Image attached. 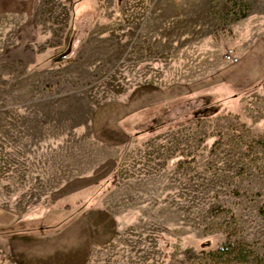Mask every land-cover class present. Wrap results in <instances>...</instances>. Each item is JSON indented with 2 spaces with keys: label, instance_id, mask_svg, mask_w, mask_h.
<instances>
[{
  "label": "rangeland",
  "instance_id": "rangeland-1",
  "mask_svg": "<svg viewBox=\"0 0 264 264\" xmlns=\"http://www.w3.org/2000/svg\"><path fill=\"white\" fill-rule=\"evenodd\" d=\"M195 5L0 0V264H18L19 218L39 235L42 220H70L57 208L101 199L116 229L84 264H264V66L228 71L241 87L192 89L229 65L228 49L240 60L239 45L264 37V0ZM245 26L254 34L241 40ZM182 83L185 97L141 115L109 176L66 183L106 156L99 112L138 87Z\"/></svg>",
  "mask_w": 264,
  "mask_h": 264
},
{
  "label": "crops",
  "instance_id": "crops-1",
  "mask_svg": "<svg viewBox=\"0 0 264 264\" xmlns=\"http://www.w3.org/2000/svg\"><path fill=\"white\" fill-rule=\"evenodd\" d=\"M95 3H99V0H92ZM125 0H117V3L122 5ZM140 1V0H137ZM145 2V0H141ZM159 0H157L158 2ZM196 4L195 6L204 7L209 9L210 3L213 0H187ZM75 4V3H74ZM67 6L73 8L75 5ZM152 8L155 6V2L151 1ZM77 7V6H76ZM206 12V11H205ZM202 17H204L202 15ZM204 17L203 21L206 20ZM146 21H144L145 23ZM142 24V23H141ZM142 27V26H141ZM141 33V28L138 32ZM138 34V33H137ZM249 34H254L253 28L245 26V29L241 32L240 39L248 37ZM140 36V35H139ZM137 36V37H139ZM141 37V36H140ZM240 60L235 64H223L222 67L214 72L207 80H197L192 82V89L194 93L201 92L202 83L204 81H215L218 85L229 83L235 87H241L244 84L237 82H231L227 80L228 71L231 69L239 68L237 72L247 71V77H251L252 72L256 73L259 69V65L264 66V37L256 35L247 46L239 45L237 47ZM42 54H39V58ZM42 60V59H41ZM226 76V77H225ZM263 75L255 78L252 82H257ZM231 83H230V82ZM217 86V85H215ZM187 93V87L185 84H177L172 87H166L163 90L148 89L144 87L136 88L131 96L124 101H116L108 110H104L101 113V117L93 122V136L100 150L106 154L105 158L97 165L91 166L85 169L82 173L76 175L66 183L73 186L82 180L88 179L91 175L101 172L103 175L96 181L100 182L111 173L110 165L113 161H116L121 150L128 144L133 134H136V130L139 126V118L141 115L152 107L169 102L171 99H178L182 96L185 97ZM193 93V94H194ZM97 121V122H96ZM99 138L100 140H98ZM95 182V183H96ZM94 183V184H95ZM62 184L56 186L60 187ZM99 185V184H98ZM97 185L89 183L84 189L74 190L71 194L66 195V198L76 199L78 193ZM76 195V196H75ZM96 197L93 198L95 200ZM91 200V199H90ZM101 201H88L79 200L74 206H61L57 208L58 211L71 214L70 220L62 225L57 224L56 219H49V222L45 225L40 222L39 226L34 229L37 230L39 235H30L31 232L25 226L26 220L19 218L13 228L15 230L12 235L14 244H9L11 253L18 264H84L91 252L95 247L106 245L111 242V238L115 232V217L105 208ZM2 214V212L0 213ZM57 226L61 228L59 231L51 232L52 228ZM1 230L6 229L7 226L3 223L0 224ZM12 239L11 237H9Z\"/></svg>",
  "mask_w": 264,
  "mask_h": 264
},
{
  "label": "built area",
  "instance_id": "built-area-1",
  "mask_svg": "<svg viewBox=\"0 0 264 264\" xmlns=\"http://www.w3.org/2000/svg\"><path fill=\"white\" fill-rule=\"evenodd\" d=\"M224 58L229 64H235L239 60L233 49H228L224 54Z\"/></svg>",
  "mask_w": 264,
  "mask_h": 264
}]
</instances>
